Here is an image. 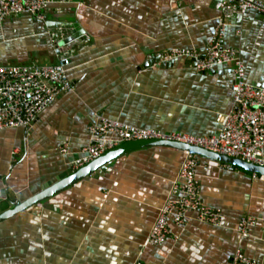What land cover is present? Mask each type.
<instances>
[{
  "label": "crops",
  "instance_id": "0c3cea01",
  "mask_svg": "<svg viewBox=\"0 0 264 264\" xmlns=\"http://www.w3.org/2000/svg\"><path fill=\"white\" fill-rule=\"evenodd\" d=\"M225 2L73 0L52 3L43 20L6 19L3 66L56 64L62 51L53 37L74 38L66 46L74 91L32 128L0 130V215L75 173L71 163L91 143L89 128L101 116L166 133L216 135L219 116L233 110L234 66L200 73L180 62L153 69L147 60L176 48L205 53ZM224 45L239 52L247 81L264 88V17L253 11L234 17ZM184 159L174 148L131 151L1 222L0 264H231L239 248L264 264V230L253 227L244 239L237 230L243 217H264V177L207 157L198 168L202 197L222 210L224 224L190 214L167 243L147 244Z\"/></svg>",
  "mask_w": 264,
  "mask_h": 264
},
{
  "label": "built area",
  "instance_id": "2783aa9c",
  "mask_svg": "<svg viewBox=\"0 0 264 264\" xmlns=\"http://www.w3.org/2000/svg\"><path fill=\"white\" fill-rule=\"evenodd\" d=\"M72 1L0 0V25L10 17L23 14L43 20L52 3L66 4ZM252 11L264 17V1L226 0L217 31L205 53L195 49L176 48L151 55L147 60L153 69L180 62L200 73L211 72L225 65L234 66L233 110L227 115L219 116L220 129L216 135L166 133L134 127L101 116L89 128L91 143L83 149L81 157L71 163L74 172L90 165L121 144L144 141L183 144L264 168V88L247 81L246 65L239 52L224 45L231 20ZM56 44L57 50L62 51L56 64L0 65V130L32 128L40 115L60 97L74 91V84L69 76L72 55L67 48L64 50L65 47L57 42ZM63 153H68V146ZM184 153L185 159L178 178L174 181L170 195L150 231L147 244L152 246L167 243L173 236V227H186L190 214H195L200 223L213 226L224 224L222 210L210 208L204 203L198 180L201 157L189 151ZM258 225L264 230V217H243L237 230L244 239L250 235V229ZM134 264L143 262L137 259ZM231 264L259 263L239 248Z\"/></svg>",
  "mask_w": 264,
  "mask_h": 264
},
{
  "label": "water",
  "instance_id": "95a60500",
  "mask_svg": "<svg viewBox=\"0 0 264 264\" xmlns=\"http://www.w3.org/2000/svg\"><path fill=\"white\" fill-rule=\"evenodd\" d=\"M54 41L57 42L60 46L65 47L68 46L70 43L74 41L73 37H68L67 39H62L60 35H56L53 37ZM61 39V41H59ZM151 147H167V148H174L181 151H189L192 154H195L199 157H207L214 160H218L220 162L226 163L232 167H239L244 169L245 171L260 175L264 177V168L257 167L252 164H248L239 159H233L225 156H221L215 153H211L205 151L200 148L191 147L183 144H176V143H165L159 141H147V142H133L121 145L120 147L106 153L98 160L94 161L90 165L78 170L77 172L73 173L72 175L64 178L63 180L59 181L57 184L53 185L49 189L45 190L41 194L37 195L36 197L26 201L25 203L19 204L15 207V209L6 211L0 215V223L12 218L15 215L22 213L23 211L30 209L36 206L39 203L65 191L66 189L72 187L77 182L81 181L82 179L100 171H105L106 166L112 163L113 161L117 160L121 156L125 155L134 150L144 149V148H151Z\"/></svg>",
  "mask_w": 264,
  "mask_h": 264
}]
</instances>
